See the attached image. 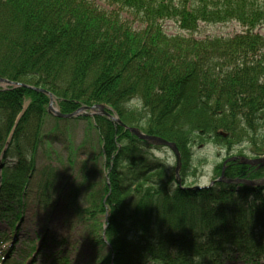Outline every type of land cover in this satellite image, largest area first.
<instances>
[{
	"label": "trees",
	"instance_id": "16d2710c",
	"mask_svg": "<svg viewBox=\"0 0 264 264\" xmlns=\"http://www.w3.org/2000/svg\"><path fill=\"white\" fill-rule=\"evenodd\" d=\"M109 2L117 8L106 10L94 0H0V77L51 92L64 113L107 104L125 124L138 123L180 148L182 188L175 167L154 156L158 147L105 116L91 118L99 135L92 171L88 176L84 162V181L63 199L91 233L100 252L95 264H264V185L218 180L197 190L188 184L199 141L231 151L228 156L244 146L264 154V34L255 31L264 29V0ZM164 21L181 32L169 34ZM232 22L244 32L193 36L200 24ZM135 95L143 97L150 117L123 107ZM48 101L43 91L0 87V155L12 134L4 159L15 157L3 163L0 183V219L9 226L22 220L30 198L61 191L59 168L37 166L40 148L56 141L54 129L45 132ZM222 168L216 166L217 177ZM225 176L259 178L264 166L228 162ZM32 183L41 195L30 194ZM53 262L68 264L63 256Z\"/></svg>",
	"mask_w": 264,
	"mask_h": 264
},
{
	"label": "rangeland",
	"instance_id": "374dc122",
	"mask_svg": "<svg viewBox=\"0 0 264 264\" xmlns=\"http://www.w3.org/2000/svg\"><path fill=\"white\" fill-rule=\"evenodd\" d=\"M94 1L106 10L117 8V6H112L109 0ZM122 16L136 29L141 28V24L128 12H122ZM163 23L165 31L169 34L181 32L177 28L175 22L164 21ZM255 31L264 34V29L257 28ZM243 32L244 28L235 22L224 25L200 24L198 31L193 34V36L198 39L206 37L214 38L216 36L234 37ZM50 103L51 101L49 98L46 106L48 115L45 117V132L54 129V132L57 133L54 135L56 141H54L52 147L47 148V150L40 148L37 157V166L38 168H48V164L51 163L50 166L53 165L59 168L63 176V180H60L61 191L57 193L55 197L51 196V198H49V196L45 195L43 199L41 197L37 202L30 198L24 209L22 222L20 221L18 223V221L13 220L12 226H9L10 220L0 219V264L2 262V257L9 252L12 245L15 246L13 253L14 258H7L6 261H4L5 264H13L18 260V264H24V252L27 253L31 251L32 248L37 249L38 252V256L36 255V263L34 264H50L57 256L66 257L68 264H95V262H97L95 261L96 256L100 253L98 248L95 246L93 247L94 244H91V233H89L81 223H76V216L70 214L71 210L69 209V205L63 198L66 197L68 189L72 188L76 182L77 184H81L84 181V176L80 179V176H82L81 170L85 164L84 162L87 163V165L85 164V172H88V176L92 171L93 162L90 160V153L92 151V154L95 153L94 150L97 149L99 135L97 130L93 128L92 124L94 120L91 118L103 115H101L100 112L96 115H87L86 112L91 111L86 109L81 111V114H79L80 117H60L57 119L58 117L53 113L54 111L52 108L59 110L63 114L69 113H64L58 108L57 99L54 98L52 104ZM113 111L115 110L113 109ZM133 126L136 128H139V126L142 127V125L138 123H135ZM64 129H66L65 135L60 137L59 133ZM126 130L135 138L138 137L130 129L127 128ZM139 130L141 131L142 128H139ZM142 132L144 131L142 130ZM154 146L158 147L153 149L154 156L164 160L170 167H175L176 155L173 150L165 145ZM176 147L182 159V154L177 144ZM240 150L247 156L253 155L250 146H244L242 149L239 148L232 152L231 155L238 154ZM193 152L195 162L193 161L194 164H192L191 169L193 168L195 170V176L188 178L190 188L208 185L212 179L217 177L215 173L216 166L223 163L224 158L228 156L231 151L228 152L221 149L212 142L203 143L199 141L193 147ZM68 157L74 160L71 166L67 163ZM4 160L5 163L13 164L15 162V157L8 156ZM1 171H3V169ZM219 174L220 173H218V175ZM98 177H96V175L92 177L91 183L94 182L95 184V182L99 180ZM38 178L39 176L37 174L34 181L38 182L40 180V178ZM91 183L89 182V185ZM87 184L88 182L86 185ZM176 184L178 187L182 188L181 181ZM29 192L30 194L41 195L40 189L33 183L29 186ZM82 198L83 195H80L79 201L81 204L85 205L86 201L82 200ZM19 255L22 256L20 257L21 259L18 258ZM28 258H31V256ZM29 263L31 264V259H28V264ZM54 264L56 263L54 262Z\"/></svg>",
	"mask_w": 264,
	"mask_h": 264
},
{
	"label": "water",
	"instance_id": "95a60500",
	"mask_svg": "<svg viewBox=\"0 0 264 264\" xmlns=\"http://www.w3.org/2000/svg\"><path fill=\"white\" fill-rule=\"evenodd\" d=\"M0 83L5 86V85H12V86H27L25 84L19 83V82H13L10 80H7L5 78H0ZM29 87V86H27ZM32 89L38 90V91H42V89H37L35 87H31ZM50 96V101L52 104V100L54 99V96L52 94L49 93ZM90 110L91 112H86L87 115H95L98 114V112H100L101 115H106L109 118H111L114 121H117L119 124L122 125V122L120 121L119 118H117L116 116H114L112 113L108 112V107L106 105H102V104H95L93 106H82L80 109H78L77 111H74L73 113L70 114H63L61 113L59 110H55L52 108V110L54 111L53 113H55L58 117H66V118H71L74 116H78L79 114H81V111L83 110ZM133 133H135L140 139L147 141L148 143L154 144V145H165L170 147L173 152L176 155V159H177V167H176V171L178 174L179 168H180V162H181V158H180V154L178 151V148L176 147V144L174 142H170L168 140H165L162 137H158V136H154V135H148L145 134L143 132H141L138 128H134L131 127L129 128ZM240 159L241 163H246V164H257V163H264V157L261 158H257V159H248L245 157H232L229 160H236V159ZM253 183V182H251Z\"/></svg>",
	"mask_w": 264,
	"mask_h": 264
},
{
	"label": "clouds",
	"instance_id": "9594fccd",
	"mask_svg": "<svg viewBox=\"0 0 264 264\" xmlns=\"http://www.w3.org/2000/svg\"><path fill=\"white\" fill-rule=\"evenodd\" d=\"M123 107L129 111H136V112L143 111L145 112V118L150 117V113H148L146 110V106H145L144 99L142 96L135 95V96L128 98L124 102Z\"/></svg>",
	"mask_w": 264,
	"mask_h": 264
}]
</instances>
